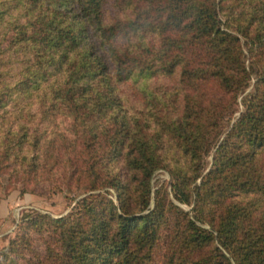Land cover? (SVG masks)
I'll return each instance as SVG.
<instances>
[{"label":"trees","instance_id":"trees-1","mask_svg":"<svg viewBox=\"0 0 264 264\" xmlns=\"http://www.w3.org/2000/svg\"><path fill=\"white\" fill-rule=\"evenodd\" d=\"M0 174L85 194L0 264H264V0H0Z\"/></svg>","mask_w":264,"mask_h":264},{"label":"rangeland","instance_id":"rangeland-1","mask_svg":"<svg viewBox=\"0 0 264 264\" xmlns=\"http://www.w3.org/2000/svg\"><path fill=\"white\" fill-rule=\"evenodd\" d=\"M223 2V11L220 12L222 23L228 20V14L225 12ZM118 7L112 2L107 5V15L113 17L117 14ZM224 27V25H223ZM242 48L246 55V64L250 65L248 48L245 45V39L241 38ZM259 67V66H258ZM257 67V68H258ZM256 78L252 75L248 88L238 97V108L242 111V98L252 91ZM131 92V89H128ZM138 104V103H137ZM235 113L230 119V123L239 115ZM57 123L59 131L67 137H71L70 126L71 121L68 118L58 116ZM209 168L212 161V155L206 158ZM204 172V174L208 171ZM170 181L169 174L165 170H158L152 178V185L156 188L157 185ZM109 196L116 202V190L109 188ZM82 188L68 187L61 176L53 175L48 179L39 182H22L10 179L6 174H0V254L7 250L9 241L15 237L20 230V226L25 227L26 215L32 211L47 213L52 217H59L66 214L77 199L84 196ZM153 201L150 205L152 208ZM184 210H190V206L181 205ZM28 236L32 237L31 249L43 252L44 245L42 240L33 231H25ZM24 257H30L31 253L26 251ZM19 264H23V259H18Z\"/></svg>","mask_w":264,"mask_h":264}]
</instances>
